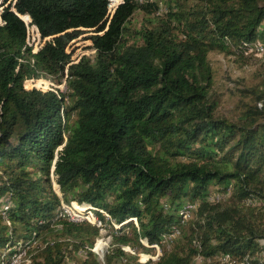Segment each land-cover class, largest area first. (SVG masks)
Wrapping results in <instances>:
<instances>
[{"label":"trees","instance_id":"1","mask_svg":"<svg viewBox=\"0 0 264 264\" xmlns=\"http://www.w3.org/2000/svg\"><path fill=\"white\" fill-rule=\"evenodd\" d=\"M0 5V199L10 204L0 257L36 239L31 264H142L123 247L149 251L141 238L159 243L177 226L146 264H264V59L229 117L208 58L249 63L248 46L264 42V0H125L107 27V0ZM25 14L49 38L36 54L24 49ZM86 30L94 52L71 62L66 48ZM28 77H64L65 90H27ZM215 186L224 201L208 200ZM61 198L120 224L99 214L111 228L102 262L92 251L100 228L56 219ZM186 202L198 206L181 223Z\"/></svg>","mask_w":264,"mask_h":264},{"label":"built area","instance_id":"2","mask_svg":"<svg viewBox=\"0 0 264 264\" xmlns=\"http://www.w3.org/2000/svg\"><path fill=\"white\" fill-rule=\"evenodd\" d=\"M134 1L137 2L138 4H143V3L152 2L154 0H134ZM124 2L125 0H107V8H106V13H105V18L107 19V22H109V20L112 18V16L116 12L117 8ZM163 9L164 8H163L162 2H159V8L156 10V13L162 12ZM25 27H26V34H25L24 49L29 50L31 54H36L43 47L45 41L48 40L49 38L42 37L37 26L31 23L29 20L25 21ZM246 53L255 54L259 56L260 58L264 59V42L254 41L248 46ZM20 60L21 59H19V61ZM78 60L72 59L71 62H76ZM28 78H31L32 80L36 79L35 77H28ZM37 78L46 80L48 84L49 83L51 84L52 87H49L48 90H53L55 92L59 90V88L55 87V84L50 79L48 80H50L53 84L45 78H42V77H37ZM64 79L62 80V86L65 89ZM24 82H25V79H24ZM38 88L39 87L31 86L30 88H26V89L30 90V89H38ZM60 89H62L61 86H60ZM42 91H47V90H42ZM55 192L60 196L57 188ZM197 206H198L197 202L184 203V205L180 208L178 212L181 223L187 221L188 219L192 217ZM8 210H9V204L6 200H4L3 206L0 208V214L3 217L4 221L7 224H10L9 219L7 217ZM99 214H101L104 217V219L109 220L113 224L114 228L120 227V224H115L112 222L110 216L103 209L92 206L90 204H86V203H77L76 201H70L67 203L62 198H61L60 206L56 212V219L58 220L65 219L71 222L86 221L100 228V231H101L103 228L102 226L106 224H105V220L101 219ZM131 220H133V222L137 225L135 218H131ZM179 235H180V229L179 227L176 226V227H173L169 232L164 233L159 243L149 244L146 239L141 238L140 242L142 243V245L146 247L148 246V247L155 248L156 253L154 256L139 254L138 262L142 264H146L148 261H152V262L156 261L161 255L160 246L168 242L172 243L175 239H177ZM41 247H43V245L38 243V240L36 239L27 240V241H18L12 247L10 251H5V253L2 254V256L0 257V264H31V256L35 253V250ZM124 250L132 254H135V252L131 250L129 246H126ZM197 259L201 260L200 257H198ZM218 260H220L221 262H226L228 261V257L220 256Z\"/></svg>","mask_w":264,"mask_h":264},{"label":"rangeland","instance_id":"3","mask_svg":"<svg viewBox=\"0 0 264 264\" xmlns=\"http://www.w3.org/2000/svg\"><path fill=\"white\" fill-rule=\"evenodd\" d=\"M3 6L4 5H0V11L3 8ZM140 17H141L140 12L136 11L134 15L132 16L133 23L137 24ZM94 34L95 32L93 30H89V31L86 30L80 36L70 41L66 50L67 52L70 53L69 55L71 56V60L72 59L78 60L81 56H87L94 52L93 51L94 49L91 47V44H92L91 36H93ZM208 58L214 70V84H213V89H212V96L218 102V110L221 114L227 115L229 117L235 116L238 114L237 112L239 110L237 106L241 107V102H240L241 99H240L239 92L237 90H240L243 87H252L259 83L260 78H259L258 68H259V65L261 64V61H260L261 59L259 56L254 54V56L249 59V63L242 64L241 62L236 61L233 55H225L224 53H221L218 51L209 52ZM65 72L67 75L68 71L66 70ZM38 80H42L38 84V87H39L38 89L48 90L49 87H52L51 84L50 83L48 84L46 80H43L41 78ZM50 80L48 81L51 82L52 80L51 81ZM52 82L55 84V87L59 88V90L61 91L65 90L64 87L62 86V81L58 84L55 83L54 81ZM60 86L62 89H60ZM242 100L244 102L251 101L250 97L242 98ZM54 188L56 190L55 183H53V189ZM216 188H217L216 186L212 188V192L208 195L209 200L211 202L224 201L228 195L226 193L216 191ZM7 199H8L7 196H3L0 199V208L3 206L4 200H7ZM102 227L103 228L100 231V236L98 239H101L106 243V248H105V251H106L109 246L111 228L106 225H103ZM172 243L168 242V243L161 245L160 246L161 252H162V248H165V249L171 248ZM124 248H126V246H124L123 249ZM129 248L135 252V254L133 255H136L137 259L139 258V254L154 256L156 253V249L152 247H148L150 249L149 251L134 250L131 247ZM95 254L97 253L95 252ZM97 256L99 258L98 254ZM218 259L219 257H217V260ZM100 261L102 262V260ZM197 263H200V262H197ZM67 264H77V263L70 260L68 261Z\"/></svg>","mask_w":264,"mask_h":264},{"label":"bare ground","instance_id":"4","mask_svg":"<svg viewBox=\"0 0 264 264\" xmlns=\"http://www.w3.org/2000/svg\"><path fill=\"white\" fill-rule=\"evenodd\" d=\"M40 81H42V80H37V79H35V80L29 79L28 80L29 84L31 86H35V87H38V84L40 83ZM42 89H44V88H42ZM98 238H97V240L95 242L94 250L99 255L100 260H102V258L104 256V251H105V248H106V243L103 240L98 239Z\"/></svg>","mask_w":264,"mask_h":264},{"label":"clouds","instance_id":"5","mask_svg":"<svg viewBox=\"0 0 264 264\" xmlns=\"http://www.w3.org/2000/svg\"><path fill=\"white\" fill-rule=\"evenodd\" d=\"M3 9V8H2ZM2 9H1V11H2ZM11 10H14V8H11ZM1 11H0V16H1ZM22 20H23V22H24V25H25V21L26 20H24L21 16H27L28 17V20L31 22V23H33L32 21H31V19H30V17L28 16V15H18ZM2 22V20H1V17H0V23ZM108 23L109 22H107V24H106V27H107V25H108ZM34 24V23H33ZM36 25V24H35ZM37 26V25H36ZM38 28V27H37ZM39 29V28H38ZM25 34H26V27H25ZM56 188H57V190H58V186L56 185ZM55 191V190H54ZM58 192H59V190H58ZM7 202H8V200H6ZM8 204H9V202H8ZM9 207H10V204H9ZM131 220V219H130ZM93 249V248H92ZM95 252V251H94Z\"/></svg>","mask_w":264,"mask_h":264},{"label":"water","instance_id":"6","mask_svg":"<svg viewBox=\"0 0 264 264\" xmlns=\"http://www.w3.org/2000/svg\"><path fill=\"white\" fill-rule=\"evenodd\" d=\"M92 251H95L94 249H92ZM102 260H103V258H102Z\"/></svg>","mask_w":264,"mask_h":264}]
</instances>
